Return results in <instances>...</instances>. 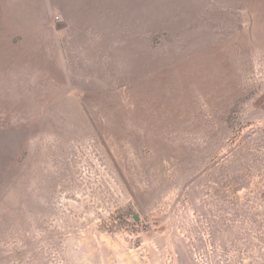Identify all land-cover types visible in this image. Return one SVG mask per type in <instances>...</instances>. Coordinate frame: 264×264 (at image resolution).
<instances>
[{
    "label": "rangeland",
    "instance_id": "374dc122",
    "mask_svg": "<svg viewBox=\"0 0 264 264\" xmlns=\"http://www.w3.org/2000/svg\"><path fill=\"white\" fill-rule=\"evenodd\" d=\"M0 264H264V0H0Z\"/></svg>",
    "mask_w": 264,
    "mask_h": 264
}]
</instances>
